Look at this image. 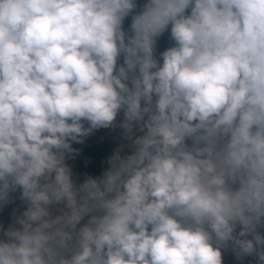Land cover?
Wrapping results in <instances>:
<instances>
[{
    "label": "clouds",
    "instance_id": "obj_1",
    "mask_svg": "<svg viewBox=\"0 0 264 264\" xmlns=\"http://www.w3.org/2000/svg\"><path fill=\"white\" fill-rule=\"evenodd\" d=\"M136 7L0 0V206L26 204L0 264H264V0ZM120 112L131 152L78 183L71 145Z\"/></svg>",
    "mask_w": 264,
    "mask_h": 264
},
{
    "label": "trees",
    "instance_id": "obj_2",
    "mask_svg": "<svg viewBox=\"0 0 264 264\" xmlns=\"http://www.w3.org/2000/svg\"><path fill=\"white\" fill-rule=\"evenodd\" d=\"M137 7L134 12L140 10L142 4L136 0ZM131 14L126 17L123 23L124 29L128 28L130 23ZM172 46V41L167 31H165L160 37L157 38L156 57L159 58V53L165 48ZM120 61H118L119 63ZM86 126V125H85ZM94 132V131H93ZM93 132L83 138V142L76 144L73 143L71 146L78 150L74 159L81 156L83 161L78 167V175H76L77 182H83L85 178H98L103 175V172L108 168V160L112 155L109 147L105 143H96L93 139ZM190 144V142H189ZM10 200L7 204L0 206V226L3 222L8 219L14 212L16 206L23 202L20 198L19 188L14 193L10 194ZM246 264H256L254 256H245ZM222 264H225L222 260Z\"/></svg>",
    "mask_w": 264,
    "mask_h": 264
},
{
    "label": "rangeland",
    "instance_id": "obj_3",
    "mask_svg": "<svg viewBox=\"0 0 264 264\" xmlns=\"http://www.w3.org/2000/svg\"><path fill=\"white\" fill-rule=\"evenodd\" d=\"M141 4L143 3V0H138ZM156 48L157 43L154 50V55L156 56ZM123 119V113L120 112L117 114L116 120L114 121V125L109 128H101L94 130L93 132V139L96 143H105L109 147L110 151L113 152L117 149H120V154L127 155L132 150L131 140L127 139L125 137L124 130L119 127L120 121ZM142 132L139 131L135 126L132 130V137L135 138V136L141 135ZM190 141H186V143H189ZM83 157L79 156L77 159L74 158H66V163L71 168L72 173L74 177L78 175V167L83 161ZM26 204L23 201L22 203L18 204L16 208L14 209L13 214L6 219L3 224L0 226V238H3V230L7 229L10 225L14 224L15 219L17 216H19L23 210L25 209ZM60 207V206H57ZM88 217H84L80 225L84 224L87 221ZM80 225H77V227H80ZM236 231H239V225L237 226ZM257 232H259L262 236H264V223L257 226L256 229ZM249 238H251L249 236ZM221 257L225 264H246L245 257H242L238 259L231 246L224 247L221 249Z\"/></svg>",
    "mask_w": 264,
    "mask_h": 264
}]
</instances>
